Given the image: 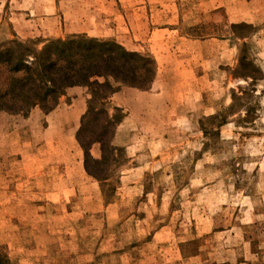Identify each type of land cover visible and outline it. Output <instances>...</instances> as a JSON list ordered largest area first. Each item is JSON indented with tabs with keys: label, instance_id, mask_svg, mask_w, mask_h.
Masks as SVG:
<instances>
[{
	"label": "rangeland",
	"instance_id": "374dc122",
	"mask_svg": "<svg viewBox=\"0 0 264 264\" xmlns=\"http://www.w3.org/2000/svg\"><path fill=\"white\" fill-rule=\"evenodd\" d=\"M73 37L149 55L156 78L110 99L103 181L77 141L103 121L87 87L49 118L0 111V264H264V0H0V44Z\"/></svg>",
	"mask_w": 264,
	"mask_h": 264
},
{
	"label": "trees",
	"instance_id": "16d2710c",
	"mask_svg": "<svg viewBox=\"0 0 264 264\" xmlns=\"http://www.w3.org/2000/svg\"><path fill=\"white\" fill-rule=\"evenodd\" d=\"M238 26L241 24L232 25V29ZM37 45L17 39L0 44V111L22 113L40 106L49 113L67 89L87 87L91 97L88 112L103 115V121L89 132L84 123L77 141L84 151L87 174L103 181L106 178L96 167L120 150L112 145L115 132H110V127L121 117L110 115L109 101L122 86L148 91L156 78V61L116 43L86 37L54 40L42 49ZM96 143L102 147L101 160L92 158L90 153ZM90 164L96 166L95 170Z\"/></svg>",
	"mask_w": 264,
	"mask_h": 264
},
{
	"label": "crops",
	"instance_id": "0c3cea01",
	"mask_svg": "<svg viewBox=\"0 0 264 264\" xmlns=\"http://www.w3.org/2000/svg\"><path fill=\"white\" fill-rule=\"evenodd\" d=\"M26 25H23V26H17V25H14V31H16V33L18 34V35H20V36H23V34L24 35H26L27 34V29H24V27H25ZM37 30V29H36ZM39 30V29H38ZM41 30H43V29H41ZM31 31V30H30ZM48 32H44V34H47ZM206 42V41H205ZM200 43H203V41L202 42H200ZM79 104V103H78ZM78 104H74L71 108V110H70V113H69V115L70 116H72V118L71 119H69V121L68 122H72V123H74L73 121H75L76 119H77V117L79 116V114L81 113V111H79L80 113H76V110L79 108V105ZM52 113L53 112H51V113H49V114H47V118H49L50 116H52ZM51 120H53V119H51ZM50 135V134H49ZM63 138H65V133H64V135L62 134H60L59 135V140H62ZM50 140V137L48 136L47 138H46V143H45V145L47 146L48 145V141ZM28 152V151H27ZM29 153V152H28ZM27 158L29 159L30 158V154H28L27 155ZM30 160V159H29ZM34 163L33 162H31V163H28L27 165L29 166V167H33L34 165H33ZM31 183H33L32 182V180H30V179H27V186H29ZM21 185H23V184H21ZM50 185H48V187H49ZM64 187H67L66 186V184H64ZM44 201H45V199H44ZM46 201L47 202H49V203H46L47 205H49L50 204V202H51V199H50V197H49V195H48V197H47V199H46ZM59 202V201H58Z\"/></svg>",
	"mask_w": 264,
	"mask_h": 264
}]
</instances>
